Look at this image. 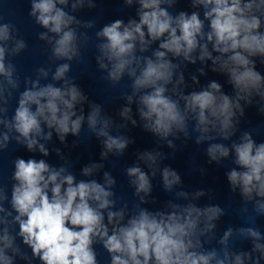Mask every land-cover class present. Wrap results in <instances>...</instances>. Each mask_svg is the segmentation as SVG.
<instances>
[{
	"label": "clouds",
	"instance_id": "9594fccd",
	"mask_svg": "<svg viewBox=\"0 0 264 264\" xmlns=\"http://www.w3.org/2000/svg\"><path fill=\"white\" fill-rule=\"evenodd\" d=\"M179 0H123L126 7L136 5V17L115 19L95 31L94 47L102 79L113 87L124 77L130 80L128 91L120 98L126 105L119 110L127 128L137 126L133 105L146 132L175 150L176 140L187 141L196 133L195 143L209 142L208 162L217 165L231 157L235 165L226 172L230 191L239 193L241 213L249 217V226L228 227L217 238L216 221L226 215L218 205L197 206L193 201L209 195L198 190L192 194L176 191L175 197L186 204L169 200L164 210L150 211L141 204L155 203L148 197L153 191L151 178L157 172L163 189L173 192L181 185V176L169 166L160 167L165 154L143 151L137 163L125 172L139 203L131 210L127 202L113 210L123 197L113 191L116 180L105 171L103 183L91 177L104 168L91 163L77 180L69 171V160L54 149L64 164L54 167L45 159L20 158L13 161L10 198L0 186V264H99L95 245L110 256V264H262L264 233L255 226L264 217V142L243 131L238 140L245 110L255 105L264 115V75L257 70V60L264 66V0H190L191 13L172 9ZM67 11L66 9H69ZM96 0H30L28 13L45 31L38 33L49 53V67L35 69V79L23 78L12 59L28 47L15 24L2 22L0 16V153L14 141L28 152L49 156L45 143L53 131L61 143L71 134L80 137L82 127L102 138L101 160L112 154L123 156L130 144L125 135H112L113 120L102 115V106L87 95L69 76L72 62H78L82 48L92 41L87 31L94 20L77 18L79 10L95 9ZM154 45L158 47L153 48ZM151 53L147 55V53ZM57 61H66L56 63ZM176 61V62H174ZM211 62V71L227 77L232 94H226L215 80L186 94L182 65ZM55 64L54 72L52 65ZM206 75L203 67L198 69ZM51 73L53 82L41 84ZM192 85H199L197 76ZM18 93L14 114L9 117L10 102ZM90 109L85 115L84 105ZM45 128L48 130L45 131ZM232 140L230 145L212 142ZM77 141H73V146ZM203 171V170H202ZM10 205L6 207L5 204ZM249 205L251 215L249 216ZM18 229V230H17ZM30 249L25 252L21 244ZM216 241L219 247H208ZM236 241H250L249 251H234Z\"/></svg>",
	"mask_w": 264,
	"mask_h": 264
}]
</instances>
